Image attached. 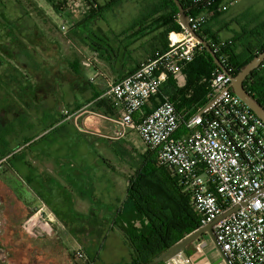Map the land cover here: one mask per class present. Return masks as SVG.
Instances as JSON below:
<instances>
[{"label": "crops", "instance_id": "crops-1", "mask_svg": "<svg viewBox=\"0 0 264 264\" xmlns=\"http://www.w3.org/2000/svg\"><path fill=\"white\" fill-rule=\"evenodd\" d=\"M103 1L98 0L101 6ZM242 1L210 19L202 36L233 42L259 29L264 35V21L247 27L235 22L238 14L231 21L223 18L237 12ZM157 18L159 14L146 18L143 25L150 30L141 38L118 34L115 25L99 27L114 51L106 58L95 53L101 66L94 62L75 69V59L65 55L67 67L54 68L47 60L64 57L29 47L18 56L22 66L9 67L0 57V155L15 153L0 171V242L8 236L24 252L23 264H85L78 261L77 252H84L92 264L132 263V250L115 223L119 215L130 213L128 190L134 174L126 170L118 176V166L100 145L118 151L128 163L139 159L133 142L139 136L136 130L114 138L120 131L115 122L120 109L107 92L164 46L169 48L168 38H160L164 32L152 30ZM257 38H251L255 45L264 41V36ZM236 45L241 52L242 44ZM92 70L96 72L86 76ZM174 78L162 86L158 104L168 97L166 88ZM146 153L141 160L148 162L152 153ZM11 219H18L19 226L9 227ZM211 249L215 252L214 244L207 254Z\"/></svg>", "mask_w": 264, "mask_h": 264}, {"label": "built area", "instance_id": "built-area-1", "mask_svg": "<svg viewBox=\"0 0 264 264\" xmlns=\"http://www.w3.org/2000/svg\"><path fill=\"white\" fill-rule=\"evenodd\" d=\"M239 1L189 0L190 28L181 23L180 31L169 33L165 53L113 83L107 95L120 109L115 121L120 131L114 138H124L129 130L138 132L155 164L179 177L202 227L239 207L214 226L230 263L264 264V122L232 92L231 76L220 69L212 74L210 102L192 117L181 114L168 97L144 113L168 78L181 75L205 48L193 32L201 35L210 19L230 11ZM205 40L216 54L232 44ZM222 58L226 60V55ZM14 154L0 155V171ZM210 244L200 239L192 255L183 252L165 264H211ZM76 258L92 264L84 252H77Z\"/></svg>", "mask_w": 264, "mask_h": 264}, {"label": "trees", "instance_id": "trees-1", "mask_svg": "<svg viewBox=\"0 0 264 264\" xmlns=\"http://www.w3.org/2000/svg\"><path fill=\"white\" fill-rule=\"evenodd\" d=\"M3 1L0 0V3ZM47 1L58 15L63 16L67 13L66 3L63 0ZM81 1L85 11L82 13V17L74 22V29L78 31L79 37L92 52L97 53L100 57L106 58L105 55L111 57L114 55V51L112 45L109 44V38L100 29L91 30L92 26L103 17V10L108 6H101L98 0ZM121 1L110 0L107 5L110 6ZM159 1L161 7L153 10L154 15L159 14V18L152 25V30L154 32H164L160 36L162 41L164 36L168 38L170 32L180 31L182 26L178 23L180 13L174 0ZM180 2L186 14L191 12L189 0H180ZM87 28H89V31ZM148 30L150 28L146 24H142V27L136 25L126 34L141 38ZM86 32L88 35L91 34L92 37L85 36ZM258 36H264L261 29L238 35L231 45L223 49L222 53H217V56L224 60L226 69L231 70L234 76H237L249 62L264 51V41L259 40V44L255 45L251 40V38L256 39ZM211 39L216 42L220 41L217 36H212ZM237 42L243 46L241 52L237 51ZM167 48V45L164 46L163 50L158 51L155 56L163 54ZM222 54L226 55V60L222 58ZM94 65L95 63L92 62V66ZM218 69L220 68L213 57L204 48L197 53L192 63L184 67L183 71L186 70L185 86L180 88L172 84V86L166 88L168 98L181 114L186 115L187 118L192 117L209 104L212 93V74ZM171 79L172 76L168 78L170 81ZM244 86L264 105V63L246 79ZM158 98L160 97L153 99L144 108L145 114H149L158 106L156 101ZM135 119L139 121L138 116ZM150 153L148 151V155ZM151 156L152 160L145 162V171L150 173L149 176L144 173H137L136 176L131 178L128 190V203L131 207V214L119 215L115 223L124 234L132 250L131 264L150 263L180 240L202 227L199 216L191 206V197L185 192L179 177L165 168L158 167L153 160V155ZM137 221L142 224L140 228L135 225ZM11 226L18 227V219L9 220V227ZM197 242L189 245L185 253H191Z\"/></svg>", "mask_w": 264, "mask_h": 264}, {"label": "rangeland", "instance_id": "rangeland-1", "mask_svg": "<svg viewBox=\"0 0 264 264\" xmlns=\"http://www.w3.org/2000/svg\"><path fill=\"white\" fill-rule=\"evenodd\" d=\"M63 1L66 3L67 10V13L63 16L58 15L47 0H4L0 3V57L4 64L9 67L22 66L18 56L26 51L24 47H29V50L38 49L45 53H54L64 57L62 60H47L49 63H53L52 67L54 68L65 69L67 67L65 55H69V59H75V69H79L78 65L80 64L83 65L82 67H90L92 62H95L97 66L102 65L97 54L90 51L79 37L78 31L74 29V22L80 19L85 11L82 1ZM103 3L104 7H108L103 10V17L92 26L91 30L100 29L99 27L107 29L106 27L115 25L118 34L121 32L127 33L136 25L142 27L146 18L153 15V10L161 7L159 0H122L110 6L107 5L105 0ZM238 7L240 11L233 10L223 18L231 21L230 19L234 17V14H238L234 18L235 22H238V25L245 23L247 27L252 26L251 23L264 21V0H244ZM64 26L66 30L63 29ZM87 29L89 31V28ZM87 35L86 32L85 36ZM88 36L92 37L91 34ZM30 41H36L37 45H29ZM94 71L86 72V76H92L96 72ZM112 82H116L114 78ZM172 83L180 88L185 86L186 70L175 77ZM133 142L140 156L138 160L133 158L131 163L125 161L124 155L118 151L103 145H100V148L101 151L106 149L107 157L114 160L115 165L118 166V176L124 175L126 170L134 176L137 173H144L149 176L150 173L145 171L146 160H141V157H145L147 154V147L143 144L140 136H135ZM134 157L136 156L134 155ZM8 162L3 165L4 168L8 166ZM2 219L1 217L0 220L3 221ZM135 225L139 228L142 226L139 221L135 222ZM2 230L0 229V231ZM207 238L209 239L208 236ZM1 240L3 242H0V253L4 254V257H0V264H23L22 255L24 252H20V248L13 246L14 244L8 236L3 237ZM209 241L212 243L210 239ZM66 247L71 250V246L66 245ZM192 254L193 251L189 253V255ZM208 254L211 264H215L221 259V255L217 251L212 252V249L209 250ZM78 261L80 262V260Z\"/></svg>", "mask_w": 264, "mask_h": 264}, {"label": "water", "instance_id": "water-1", "mask_svg": "<svg viewBox=\"0 0 264 264\" xmlns=\"http://www.w3.org/2000/svg\"><path fill=\"white\" fill-rule=\"evenodd\" d=\"M176 3L179 13H180V20L182 25H184L186 28H190L188 24V16L180 2V0H174ZM193 35L197 37L202 45L205 47V49L208 51V53L213 57L215 63L220 68V70L227 75L231 76V86L230 89L232 92L237 95L241 100L248 106L260 119L264 122V105L260 103L250 92H248L244 86V82L246 79L257 69H259L263 63H264V51L256 56L251 62H249L240 72L237 76H232L224 64L221 62L217 54L211 49V47L208 45L207 41L199 34L193 32ZM239 207H235L231 211L227 212L225 215H223L218 221H216L213 224H209L207 226H203L197 231L191 233L187 237L180 240L178 243L173 245L171 248H169L167 251L162 253L160 256L155 258L153 261H151L148 264H161L165 263L168 260L172 259L177 254L183 253L186 251L187 247L191 245L192 243L200 240L204 236H208L210 240L213 242L215 246V251H217L221 255V260H224L226 264H231L229 261V258L227 254L223 251L222 246L219 244L216 238V233L214 230V226L221 220L228 217L231 213L236 211Z\"/></svg>", "mask_w": 264, "mask_h": 264}, {"label": "flooded vegetation", "instance_id": "flooded-vegetation-1", "mask_svg": "<svg viewBox=\"0 0 264 264\" xmlns=\"http://www.w3.org/2000/svg\"><path fill=\"white\" fill-rule=\"evenodd\" d=\"M0 257L3 258L4 257V254L0 253Z\"/></svg>", "mask_w": 264, "mask_h": 264}]
</instances>
